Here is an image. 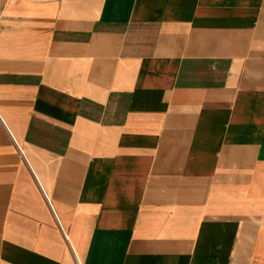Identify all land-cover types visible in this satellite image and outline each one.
<instances>
[{
	"label": "crops",
	"instance_id": "crops-1",
	"mask_svg": "<svg viewBox=\"0 0 264 264\" xmlns=\"http://www.w3.org/2000/svg\"><path fill=\"white\" fill-rule=\"evenodd\" d=\"M0 264H264V0H0Z\"/></svg>",
	"mask_w": 264,
	"mask_h": 264
}]
</instances>
